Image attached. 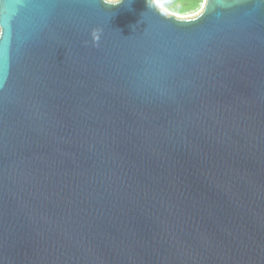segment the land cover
Returning <instances> with one entry per match:
<instances>
[{
	"label": "water",
	"instance_id": "water-1",
	"mask_svg": "<svg viewBox=\"0 0 264 264\" xmlns=\"http://www.w3.org/2000/svg\"><path fill=\"white\" fill-rule=\"evenodd\" d=\"M0 264H264V0H0Z\"/></svg>",
	"mask_w": 264,
	"mask_h": 264
},
{
	"label": "rangeland",
	"instance_id": "rangeland-1",
	"mask_svg": "<svg viewBox=\"0 0 264 264\" xmlns=\"http://www.w3.org/2000/svg\"><path fill=\"white\" fill-rule=\"evenodd\" d=\"M204 0H158L155 3L164 13L189 18L198 15Z\"/></svg>",
	"mask_w": 264,
	"mask_h": 264
},
{
	"label": "clouds",
	"instance_id": "clouds-1",
	"mask_svg": "<svg viewBox=\"0 0 264 264\" xmlns=\"http://www.w3.org/2000/svg\"><path fill=\"white\" fill-rule=\"evenodd\" d=\"M106 3L108 4H116L119 2V0H105ZM150 3H157L158 0H149Z\"/></svg>",
	"mask_w": 264,
	"mask_h": 264
}]
</instances>
